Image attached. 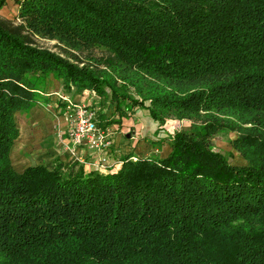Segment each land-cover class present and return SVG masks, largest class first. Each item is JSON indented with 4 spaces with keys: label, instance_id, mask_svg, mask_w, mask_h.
<instances>
[{
    "label": "trees",
    "instance_id": "16d2710c",
    "mask_svg": "<svg viewBox=\"0 0 264 264\" xmlns=\"http://www.w3.org/2000/svg\"><path fill=\"white\" fill-rule=\"evenodd\" d=\"M19 4L0 16V264H264V0ZM51 76L192 123L118 169L19 171L15 113Z\"/></svg>",
    "mask_w": 264,
    "mask_h": 264
},
{
    "label": "crops",
    "instance_id": "0c3cea01",
    "mask_svg": "<svg viewBox=\"0 0 264 264\" xmlns=\"http://www.w3.org/2000/svg\"><path fill=\"white\" fill-rule=\"evenodd\" d=\"M19 1L21 0H6L0 8V16L15 19L19 14ZM63 95L75 102L89 101L86 98L89 97L88 89L79 91L76 86L69 89L61 80L51 76L42 91L44 100L16 111L19 136L12 146L11 160L17 170L22 171L34 164H45L52 168L58 163L62 164L65 170L95 169L93 163L102 152L89 148L87 145L73 143L68 133V122L64 116L66 102L62 99ZM98 102L99 100L92 99L89 103ZM130 112L129 110L128 113L118 112L114 116L115 119L104 128L109 131L112 140L108 152L114 169L120 167L122 158L126 155L136 158L154 153L161 154L169 149L170 137L168 136L170 135H161L167 137L161 143V148L153 144L154 139H159L151 131L150 120H154L151 116L145 119L140 109H137L134 115ZM157 127L156 124L154 131Z\"/></svg>",
    "mask_w": 264,
    "mask_h": 264
},
{
    "label": "rangeland",
    "instance_id": "374dc122",
    "mask_svg": "<svg viewBox=\"0 0 264 264\" xmlns=\"http://www.w3.org/2000/svg\"><path fill=\"white\" fill-rule=\"evenodd\" d=\"M38 41H39V44H41L45 47H49L56 52L62 53L59 46H57L56 40L43 39L42 38V39H39ZM84 55L85 54H83L82 56H84ZM61 56L66 58V56L63 53L61 54ZM72 91H74V90H72ZM79 91H82V90H79ZM71 93H74V92H71ZM88 95H89V97H86L87 99H89V101L87 103H89L90 100H92V99H94L96 101L99 100L98 103H91V104H93V107H95L97 109V118H98L99 125L103 129L106 128L107 124L111 123L113 121V119H115L114 116H116L118 114V112L115 108V105L110 102L108 97H105V96H102V95L96 93L95 90L88 89ZM40 96H41L40 99L44 100V97L42 95H40ZM137 109L141 110L142 114H144L143 117L145 119L149 118V116H150L149 111L143 105H136L133 103L132 107L129 111H131L130 113L132 115H134V114H136ZM126 113H128V111ZM150 122H151L150 127L152 129L151 131H152L153 135H156V137L159 139V140L154 139L153 144H155V146L159 145L160 148H161V143H163L167 139V137L165 138L161 135H165V136L172 135L177 130H182V129L190 127V125L192 123L190 120H186V119L179 120L176 118H171V119L167 120L165 122V124H162V125H160V123L156 120H155V122H154V120H150ZM156 124L158 125V127H157V130L154 131V126H156ZM158 135H160V136H158ZM236 137H237V133H235V132H231V133L220 132L218 134H215V136L213 137L212 143H213L214 148H216V150H219V151L225 153L232 160L233 163L245 164V163H247V161L243 158L241 153L233 146V140ZM110 139H111V137H110ZM111 145H112V141H111ZM111 145L108 149L101 150L102 154L100 157L108 156L109 159L111 160V155L108 152V150L111 148ZM103 172H106V171H103Z\"/></svg>",
    "mask_w": 264,
    "mask_h": 264
},
{
    "label": "built area",
    "instance_id": "2783aa9c",
    "mask_svg": "<svg viewBox=\"0 0 264 264\" xmlns=\"http://www.w3.org/2000/svg\"><path fill=\"white\" fill-rule=\"evenodd\" d=\"M64 116L68 122V133L75 145H87L96 150H106L111 145L110 133L98 124L97 109L91 103L75 102L63 95ZM95 169L108 171L112 164L108 156L93 163Z\"/></svg>",
    "mask_w": 264,
    "mask_h": 264
}]
</instances>
